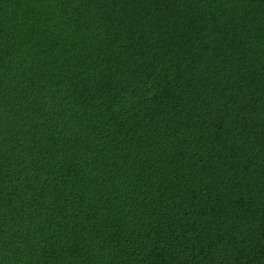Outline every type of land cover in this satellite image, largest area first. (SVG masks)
<instances>
[{
    "label": "trees",
    "instance_id": "1",
    "mask_svg": "<svg viewBox=\"0 0 264 264\" xmlns=\"http://www.w3.org/2000/svg\"><path fill=\"white\" fill-rule=\"evenodd\" d=\"M0 264H264V0H0Z\"/></svg>",
    "mask_w": 264,
    "mask_h": 264
}]
</instances>
